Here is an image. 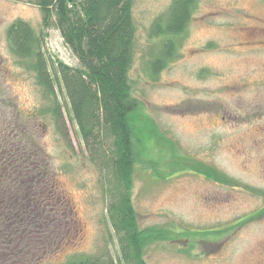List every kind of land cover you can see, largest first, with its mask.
Returning <instances> with one entry per match:
<instances>
[{
  "label": "rangeland",
  "instance_id": "374dc122",
  "mask_svg": "<svg viewBox=\"0 0 264 264\" xmlns=\"http://www.w3.org/2000/svg\"><path fill=\"white\" fill-rule=\"evenodd\" d=\"M30 1L0 0V144L14 143L17 122L37 144L33 152L53 192L40 193L39 186L35 192L38 180L23 171L29 185L19 199L33 193L53 221L47 237L38 226L19 237L17 264H61L105 249L115 258L118 243L106 216L109 176L90 161L66 111L58 130L50 97L6 37L16 19L41 29L40 8ZM170 2L132 5L136 41L128 76L142 103L134 119L143 150L131 201L139 227L168 238L151 241L143 258L146 264H264V0H197L177 56L152 78L147 65L161 38L149 28ZM45 31L48 55L78 65L56 26ZM58 97L66 101L64 93ZM4 153L0 148V158Z\"/></svg>",
  "mask_w": 264,
  "mask_h": 264
},
{
  "label": "trees",
  "instance_id": "16d2710c",
  "mask_svg": "<svg viewBox=\"0 0 264 264\" xmlns=\"http://www.w3.org/2000/svg\"><path fill=\"white\" fill-rule=\"evenodd\" d=\"M196 1L171 0L166 12L151 23L149 35L161 38L158 51L147 65L152 78L177 56ZM30 2L40 8L41 29L35 30L28 22L16 19L7 26V40L13 54L33 73L50 97L48 111L58 130L64 125L67 112L77 125L90 161L109 176L106 180H110L105 194L108 200L106 216L119 248L115 258L109 249H105L96 254L72 256L61 264H146L143 258L145 246L151 241L168 238L162 231L140 228L131 201L133 172L143 150L134 119L142 103L132 94L128 76L136 41L133 0ZM52 24L77 57L78 65L71 66L48 55L45 29ZM58 93H64L65 102H61ZM16 126L14 143L0 144L5 152L4 159L0 158L3 160L0 163H4L0 164V264L20 262V256H16L19 237L31 236V230L36 226L47 237L51 234L53 221L51 212L48 213L50 208L43 212L36 207L31 200L33 193L31 198L19 199V191L29 185L27 173L23 171L29 170L34 181L38 180L33 185L35 192L40 188L42 193L44 187L50 194L53 190L51 180L35 157L36 150L32 147L37 148V144L25 135L19 122ZM206 175L210 176V173L206 172ZM43 176L47 179L43 180ZM50 183L51 187H48ZM28 193L25 191V195Z\"/></svg>",
  "mask_w": 264,
  "mask_h": 264
},
{
  "label": "flooded vegetation",
  "instance_id": "af4514ba",
  "mask_svg": "<svg viewBox=\"0 0 264 264\" xmlns=\"http://www.w3.org/2000/svg\"><path fill=\"white\" fill-rule=\"evenodd\" d=\"M261 43V42H260Z\"/></svg>",
  "mask_w": 264,
  "mask_h": 264
}]
</instances>
